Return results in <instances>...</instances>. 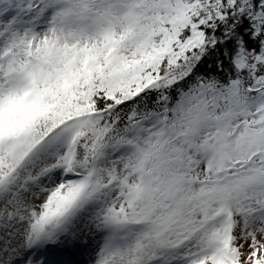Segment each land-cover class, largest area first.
Segmentation results:
<instances>
[{
  "label": "snow or ice",
  "instance_id": "1",
  "mask_svg": "<svg viewBox=\"0 0 264 264\" xmlns=\"http://www.w3.org/2000/svg\"><path fill=\"white\" fill-rule=\"evenodd\" d=\"M0 264H264V0H0Z\"/></svg>",
  "mask_w": 264,
  "mask_h": 264
}]
</instances>
